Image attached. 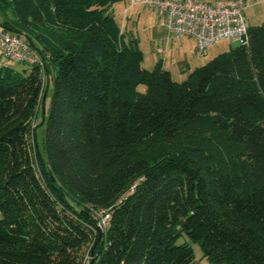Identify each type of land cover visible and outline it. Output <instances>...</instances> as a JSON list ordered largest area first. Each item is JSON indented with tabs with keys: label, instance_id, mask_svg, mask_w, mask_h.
<instances>
[{
	"label": "trees",
	"instance_id": "trees-1",
	"mask_svg": "<svg viewBox=\"0 0 264 264\" xmlns=\"http://www.w3.org/2000/svg\"><path fill=\"white\" fill-rule=\"evenodd\" d=\"M115 1L0 0L45 64L0 61V264H264V20L179 82Z\"/></svg>",
	"mask_w": 264,
	"mask_h": 264
},
{
	"label": "rangeland",
	"instance_id": "rangeland-1",
	"mask_svg": "<svg viewBox=\"0 0 264 264\" xmlns=\"http://www.w3.org/2000/svg\"><path fill=\"white\" fill-rule=\"evenodd\" d=\"M204 1L214 3L216 0ZM253 8L255 9L254 14L251 15ZM256 10L259 13L257 16L255 15ZM247 11L249 21L252 24H260L264 20V0H248ZM110 12L114 15L126 38L137 39L139 48L143 52L142 65L147 69H153L157 62L161 61L163 67L171 71L173 79L179 82L186 80L189 73L196 67L206 64L218 54L235 46L231 41L223 40L211 46L207 54H203L197 49L195 41L190 37L171 36L165 25L162 24L155 8L134 4L133 0H116ZM0 61L17 70H26V72H29L32 66L28 62L9 60L1 51ZM52 87L53 78L51 77L41 106V109L46 108V112L50 106ZM42 118L41 112L38 115V121H41ZM44 127V124H41L37 127L35 136H33L34 132L30 134L35 160L38 158L37 149L45 154ZM178 241H188L194 247L197 256L202 254L200 244L192 241L187 234L180 237Z\"/></svg>",
	"mask_w": 264,
	"mask_h": 264
},
{
	"label": "built area",
	"instance_id": "built-area-1",
	"mask_svg": "<svg viewBox=\"0 0 264 264\" xmlns=\"http://www.w3.org/2000/svg\"><path fill=\"white\" fill-rule=\"evenodd\" d=\"M157 9L162 24L171 36L192 38L197 49L207 54L215 43L229 40L245 43L248 40L250 21L246 0H133ZM0 51L9 60L37 64L44 70L43 58L21 36L0 28ZM135 187V183L131 188ZM109 209L99 211L98 228L105 229L111 223Z\"/></svg>",
	"mask_w": 264,
	"mask_h": 264
},
{
	"label": "crops",
	"instance_id": "crops-1",
	"mask_svg": "<svg viewBox=\"0 0 264 264\" xmlns=\"http://www.w3.org/2000/svg\"><path fill=\"white\" fill-rule=\"evenodd\" d=\"M247 1V5H248V0H246ZM250 6V5H249ZM157 10V9H156ZM254 8L252 9V12H251V15H253L254 14ZM158 12V11H157ZM258 11L256 10L255 11V15L257 16V15H259V13H257ZM257 13V14H256ZM159 15V14H158ZM247 15H248V11H247ZM250 25H255V24H252V22H250ZM187 37V36H186ZM192 39V38H191ZM193 40V39H192ZM202 257V254L200 255V256H197L196 255V258H197V260H198V262H197V264H210V263H208L205 259H202L201 258Z\"/></svg>",
	"mask_w": 264,
	"mask_h": 264
}]
</instances>
